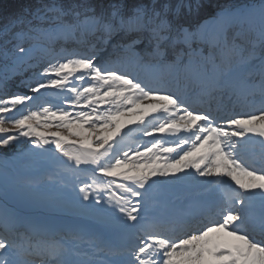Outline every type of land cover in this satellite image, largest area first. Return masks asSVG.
Here are the masks:
<instances>
[{
    "label": "snow or ice",
    "instance_id": "6c2138e0",
    "mask_svg": "<svg viewBox=\"0 0 264 264\" xmlns=\"http://www.w3.org/2000/svg\"><path fill=\"white\" fill-rule=\"evenodd\" d=\"M9 146L0 264H264V0H30Z\"/></svg>",
    "mask_w": 264,
    "mask_h": 264
},
{
    "label": "trees",
    "instance_id": "16d2710c",
    "mask_svg": "<svg viewBox=\"0 0 264 264\" xmlns=\"http://www.w3.org/2000/svg\"><path fill=\"white\" fill-rule=\"evenodd\" d=\"M30 0H0V20H2L4 17L14 14L20 10L21 7L29 3ZM19 78H17L16 81L10 82L8 91L15 92L14 89H16V84L18 83ZM22 88V87H21ZM24 89V88H23ZM11 151L16 152L17 148L9 146L8 148H0V180L7 179V177L12 176L13 178H16V174L18 176H21L22 173H20V170H16L15 168L11 167V165L8 163L10 160L7 157V154ZM14 156L17 159L18 162L22 161V158L18 156V154L13 155V161ZM18 168H20V165H17ZM15 173V174H14Z\"/></svg>",
    "mask_w": 264,
    "mask_h": 264
},
{
    "label": "rangeland",
    "instance_id": "374dc122",
    "mask_svg": "<svg viewBox=\"0 0 264 264\" xmlns=\"http://www.w3.org/2000/svg\"><path fill=\"white\" fill-rule=\"evenodd\" d=\"M17 154V153H16ZM13 154H11L12 156ZM14 160H15V156H14ZM14 168H15V163H14ZM16 169V168H15ZM17 170V169H16ZM28 169L26 168L25 164H23V167H22V171H19L20 173H25Z\"/></svg>",
    "mask_w": 264,
    "mask_h": 264
}]
</instances>
